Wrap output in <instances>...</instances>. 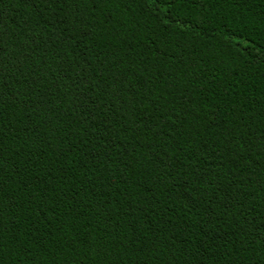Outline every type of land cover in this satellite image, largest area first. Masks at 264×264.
<instances>
[{
    "label": "trees",
    "instance_id": "1",
    "mask_svg": "<svg viewBox=\"0 0 264 264\" xmlns=\"http://www.w3.org/2000/svg\"><path fill=\"white\" fill-rule=\"evenodd\" d=\"M0 264H264V0H0Z\"/></svg>",
    "mask_w": 264,
    "mask_h": 264
}]
</instances>
